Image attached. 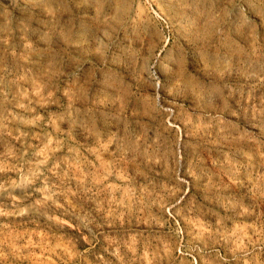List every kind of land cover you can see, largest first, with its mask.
I'll return each instance as SVG.
<instances>
[{"label": "clouds", "instance_id": "clouds-1", "mask_svg": "<svg viewBox=\"0 0 264 264\" xmlns=\"http://www.w3.org/2000/svg\"><path fill=\"white\" fill-rule=\"evenodd\" d=\"M25 2L40 8L48 24H59L56 16L65 10L60 0ZM93 2L97 22L112 27L109 25L112 21L116 25L111 32L102 31V35L112 40L123 32L129 42L131 63L113 68L124 81L123 90L113 102L116 130H110L103 138L93 139L85 134L83 142L77 140L74 134L77 122L86 129L87 124L81 118L94 117L98 102L84 96V106L75 107L72 99L76 93L70 86L65 108L60 89L55 85L48 89L52 95L47 97L45 109L62 110H49L47 116L34 114L32 119L39 131L31 135L21 132L13 137L20 147L0 153V196L7 199V203L0 202V218H16L0 222V264H152L154 260L160 264L168 255L165 241L158 240L154 245L138 227L140 223H149L146 216H150L151 207L162 205L163 210L173 200L179 205L187 196L188 202L178 207L177 216L185 219L197 211L203 214V210L192 203L194 196L183 190L182 185L170 188L157 183L152 165L162 161L171 181L176 165L183 161L188 173L199 181L219 164L218 159L213 163V157L227 150L224 142L232 133L236 142L254 145L256 149V155L242 151L245 157L240 165L242 173L233 176L237 189L251 185L253 202L244 206L241 199V214L255 217L253 224L248 225L252 235L229 229L222 218L209 223L206 230H196L195 235L188 231V235L197 242L198 247L193 250L200 253L204 264H261L264 0H168L178 3L186 22L194 26L191 44L177 38L171 17L160 0ZM13 3L18 5V0ZM145 22L154 24L159 34L173 38L170 52L179 43L186 53V65L181 70L176 64L167 92L162 94L163 100L177 109L174 123L158 120L156 105L160 97L152 99L151 89L140 84L147 83L139 70L142 57L132 49L128 33L131 29L137 35V26ZM225 47L231 58L220 59L219 63H205L200 54L202 48L216 54ZM162 55L156 51L154 59ZM3 79L0 76V81ZM214 95L224 106L220 111L206 107ZM44 100L41 97L35 103L43 104ZM230 101H237V107L243 101L250 108L245 107L241 114L231 108ZM32 104L29 99L26 112L34 113ZM226 109H230L227 116ZM103 114L101 111L100 115ZM61 120L67 123V128L61 127ZM95 122L98 123L96 119ZM0 144L7 145L2 136ZM213 187L205 190L210 204L216 202ZM41 220L42 224L37 223ZM33 223L36 227H29ZM169 230L173 235H184L178 222L175 229L169 225Z\"/></svg>", "mask_w": 264, "mask_h": 264}, {"label": "rangeland", "instance_id": "rangeland-1", "mask_svg": "<svg viewBox=\"0 0 264 264\" xmlns=\"http://www.w3.org/2000/svg\"><path fill=\"white\" fill-rule=\"evenodd\" d=\"M60 2L65 4V10L56 16L59 24H48L45 14L34 3L18 0L17 5L13 3V0H0V76L4 77L0 81V136L7 142L6 146L0 144V153L9 148L20 147V142L13 137L19 136L21 132H28L31 135L34 131H39L32 119L34 114L47 116L49 110L53 112L62 110L45 109L47 97L52 95L48 89L53 85L60 89L59 94L63 96L61 103L65 108L68 107L70 86L76 93V97L72 99L75 107L84 106V96H87L89 101L98 102L94 110L95 118L91 115L81 118L87 124L86 129L79 121L77 122L74 129L77 140L83 142L85 134L93 139L103 138L110 130H116L113 127L116 123L113 119L115 115L113 102L123 90L124 81L117 72L113 71V68L131 63V57L127 51L129 42L125 40L123 32L120 33L119 38L112 40L102 35V31L111 32L112 27L116 25L112 21H109L112 27L97 22L93 0H60ZM160 2L171 17L170 23L177 38L191 44L194 26L186 22L179 4L169 3L168 0H160ZM136 32L137 35H133L130 29L128 34L132 37V49L142 57L139 70L147 83L141 81V87L151 89L152 99L160 97L156 105L159 112L158 120L162 123L164 119H167L174 123L177 109L166 103L162 94L167 92L171 83L169 77L175 73L176 64L181 70L186 65L185 50L177 43V48L170 52L173 38L166 34H159L157 27L152 23L145 22L138 25ZM199 36L198 32L195 33L197 43ZM156 51L163 54L159 59H154ZM200 54L205 63H219L220 59L223 61L231 58V52L227 47L216 54L202 48ZM41 97L45 98L44 103H35ZM29 99L33 100L31 107L34 113L25 111ZM17 104H23L24 107H18ZM230 104L232 109L241 114L245 107L250 108L243 101L239 102V107H237V101H230ZM206 107L220 111L224 106L220 105L214 95L206 103ZM101 111L104 113L103 116L100 115ZM228 111L230 109L225 110V116L228 115ZM248 119L250 121V117ZM21 121H28V123ZM60 123L62 128L68 127L65 121L61 120ZM160 130L163 131L162 128ZM149 135L151 136L152 133ZM234 135L235 133H232L224 142L229 151L225 150L214 156L213 163L218 159L219 164L212 172L201 176L199 181L188 173V168L183 161L176 165L171 181L162 161L152 165L155 170L153 177L157 183L167 184L170 188L177 184L182 185L183 190L194 196L192 203L203 210V214L197 211L191 216H186L185 219L177 216L178 207L188 202L187 196L179 205L176 200H173L163 210L162 205L151 207L150 216H146L149 223H140L138 227L154 245L158 243V240L165 241L168 255L164 256L160 264H204L200 253L193 250L198 245L188 235V231H192L195 235L196 230H206L207 225L215 223L217 218L224 219L227 227L235 232L241 234L246 232L247 235H252L248 225L253 224L255 217L249 218L241 214V199L244 206L251 205L253 202L249 190L251 185L245 184L244 187L237 189L233 176H239L242 173L240 165L245 162V157L241 155L242 151H250L256 155V149L254 145L236 142L232 138ZM243 135L241 133V136ZM7 175L15 178L13 173ZM209 186H214L212 188L216 197L214 204H210L206 199L205 190ZM0 202L7 203L6 196H0ZM14 219L16 218H0V222L7 223ZM177 222L180 225V231L184 233L182 237L178 234L173 235L169 230V225L175 229ZM37 223L42 224L43 221H37ZM29 227L34 228L36 224H30ZM151 251L150 248L149 252ZM161 255L164 254L161 253ZM259 260L261 264H264V253L259 256ZM152 264H158V262L154 260Z\"/></svg>", "mask_w": 264, "mask_h": 264}]
</instances>
